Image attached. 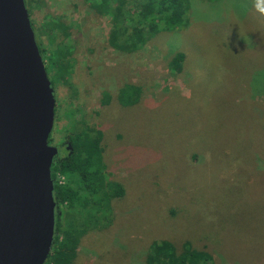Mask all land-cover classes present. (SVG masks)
I'll use <instances>...</instances> for the list:
<instances>
[{
	"label": "rangeland",
	"instance_id": "1",
	"mask_svg": "<svg viewBox=\"0 0 264 264\" xmlns=\"http://www.w3.org/2000/svg\"><path fill=\"white\" fill-rule=\"evenodd\" d=\"M93 1L43 0L29 16L43 64L56 43L69 63L53 83L49 144L62 150L74 128L98 127L107 178L123 189L90 209L96 230L72 264H143L153 240L188 242L201 264H264V0H188L183 29L133 52L107 45L111 19ZM56 19L70 33L49 41ZM127 83L140 94L123 106Z\"/></svg>",
	"mask_w": 264,
	"mask_h": 264
},
{
	"label": "water",
	"instance_id": "2",
	"mask_svg": "<svg viewBox=\"0 0 264 264\" xmlns=\"http://www.w3.org/2000/svg\"><path fill=\"white\" fill-rule=\"evenodd\" d=\"M53 90L24 0H0V264H43L54 200Z\"/></svg>",
	"mask_w": 264,
	"mask_h": 264
},
{
	"label": "trees",
	"instance_id": "3",
	"mask_svg": "<svg viewBox=\"0 0 264 264\" xmlns=\"http://www.w3.org/2000/svg\"><path fill=\"white\" fill-rule=\"evenodd\" d=\"M206 1L212 3L217 0ZM24 2L28 17L31 8L44 5L43 0ZM90 7L98 14L110 16L107 45L123 52H133L158 33L179 31L189 22L188 0H97L90 3ZM51 21L45 23L49 41L56 38L58 31L65 37L70 33L68 23L60 19ZM29 23L33 29L30 18ZM56 44V51H53L52 57L49 56L51 60L44 64L46 74L49 71L52 73V79L48 78L51 87L54 80H65L69 68L65 47ZM37 48L43 58V49L39 45ZM183 57V52H176L173 66L178 67ZM138 94L140 88L127 83L118 90L117 101L123 106L132 105L137 101ZM107 99V94L103 93V101ZM101 138L102 132L98 127L82 124L81 128H74L72 133L67 134L70 150H59L52 159L53 236L51 249L43 264H72L80 237L87 231L96 230L95 225L91 226L96 220L92 222L88 219L90 209L93 213L99 207L107 210L110 199L119 198L123 193L120 184L107 178ZM204 255L188 242L177 249L168 241L153 240L147 245L143 264H201Z\"/></svg>",
	"mask_w": 264,
	"mask_h": 264
},
{
	"label": "flooded vegetation",
	"instance_id": "4",
	"mask_svg": "<svg viewBox=\"0 0 264 264\" xmlns=\"http://www.w3.org/2000/svg\"><path fill=\"white\" fill-rule=\"evenodd\" d=\"M47 75V74H46ZM47 77L48 78H50L51 77V79H52V73H51V71H49V74L47 75ZM49 80V79H48ZM52 90H53V84H52ZM53 97H54V93H53ZM53 111L55 112V104H54V108H53ZM54 112H53V117H54ZM48 140H49V137H48ZM48 144H49V141H48ZM65 145L63 146V151H65V150H67V151H69L70 150V146H69V143H68V141L66 140V142L64 143ZM52 146H54V145H52ZM55 147V149H56V152H55V155L54 156H57L58 155V151L60 150L59 149V147L58 146H54ZM61 151V150H60Z\"/></svg>",
	"mask_w": 264,
	"mask_h": 264
}]
</instances>
